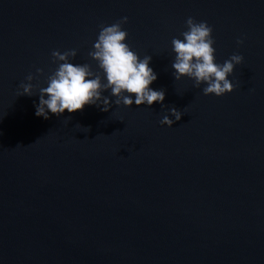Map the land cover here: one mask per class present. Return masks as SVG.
<instances>
[{
    "label": "water",
    "instance_id": "1",
    "mask_svg": "<svg viewBox=\"0 0 264 264\" xmlns=\"http://www.w3.org/2000/svg\"><path fill=\"white\" fill-rule=\"evenodd\" d=\"M124 16L164 108L34 115L25 77L46 86L53 50L95 69L100 27ZM189 16L217 63L242 55L231 92L174 79ZM0 264H264V0H0Z\"/></svg>",
    "mask_w": 264,
    "mask_h": 264
},
{
    "label": "clouds",
    "instance_id": "2",
    "mask_svg": "<svg viewBox=\"0 0 264 264\" xmlns=\"http://www.w3.org/2000/svg\"><path fill=\"white\" fill-rule=\"evenodd\" d=\"M127 19L124 16L100 27L88 51V56L96 62L95 69L89 63L73 62L76 49L53 50L51 57L57 67L46 76V86L33 84L34 76L29 73L25 77L27 82L20 83L17 96L38 94V102H33L34 115L43 119H48L50 114L60 116L65 110L68 113L83 110L86 105L95 106L102 112L108 111L112 104L150 107L156 102L164 108L165 91L150 86L157 79V73L150 66L151 56L141 57L126 42L128 33L122 24ZM185 24L186 30L180 37L171 40L174 79L187 76L193 81V87L204 85L201 89L204 95L221 96L231 92L234 84L229 77L234 66L243 61L242 55L232 54L223 63H217L211 26L206 21L197 22L191 16ZM237 43L242 41L238 39ZM42 72V69H36L37 74ZM105 92L108 95H104ZM165 113L160 123L169 127L182 115L175 107L165 109ZM83 130L87 131V128Z\"/></svg>",
    "mask_w": 264,
    "mask_h": 264
}]
</instances>
